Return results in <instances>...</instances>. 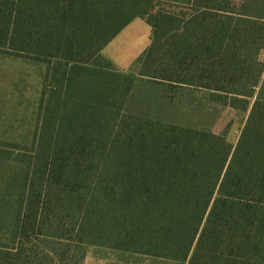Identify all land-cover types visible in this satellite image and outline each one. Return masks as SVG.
<instances>
[{"label": "trees", "instance_id": "16d2710c", "mask_svg": "<svg viewBox=\"0 0 264 264\" xmlns=\"http://www.w3.org/2000/svg\"><path fill=\"white\" fill-rule=\"evenodd\" d=\"M165 3L182 7L178 12ZM166 5V4H165ZM151 28L129 72L101 53ZM264 0H0V51L40 65L0 264H264ZM248 112L235 144L205 120Z\"/></svg>", "mask_w": 264, "mask_h": 264}, {"label": "rangeland", "instance_id": "374dc122", "mask_svg": "<svg viewBox=\"0 0 264 264\" xmlns=\"http://www.w3.org/2000/svg\"><path fill=\"white\" fill-rule=\"evenodd\" d=\"M166 4V5H165ZM178 12L182 7L165 3ZM150 26L141 17L129 21L102 49V55L118 70L129 72L134 60L149 46ZM259 58L264 62V50ZM40 65L30 56H14L0 51V144H10L15 150L24 145L32 147L38 100L41 93ZM248 112L231 107H218L205 123L215 132L227 131V140L233 144L241 133ZM17 153H0V206L11 186V177L20 167ZM83 264H165L163 261H119L114 252L89 248Z\"/></svg>", "mask_w": 264, "mask_h": 264}, {"label": "crops", "instance_id": "0c3cea01", "mask_svg": "<svg viewBox=\"0 0 264 264\" xmlns=\"http://www.w3.org/2000/svg\"><path fill=\"white\" fill-rule=\"evenodd\" d=\"M151 29V28H150Z\"/></svg>", "mask_w": 264, "mask_h": 264}]
</instances>
